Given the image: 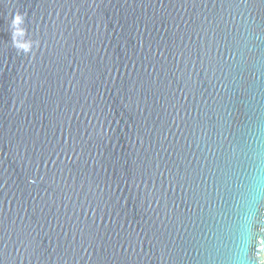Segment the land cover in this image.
Returning <instances> with one entry per match:
<instances>
[{
	"label": "water",
	"instance_id": "95a60500",
	"mask_svg": "<svg viewBox=\"0 0 264 264\" xmlns=\"http://www.w3.org/2000/svg\"><path fill=\"white\" fill-rule=\"evenodd\" d=\"M0 264H264V0H0Z\"/></svg>",
	"mask_w": 264,
	"mask_h": 264
},
{
	"label": "clouds",
	"instance_id": "9594fccd",
	"mask_svg": "<svg viewBox=\"0 0 264 264\" xmlns=\"http://www.w3.org/2000/svg\"><path fill=\"white\" fill-rule=\"evenodd\" d=\"M23 25V17L20 14H17V16L13 19V28H14V40L13 44L15 46L16 40L19 39V36L21 35L20 29Z\"/></svg>",
	"mask_w": 264,
	"mask_h": 264
}]
</instances>
